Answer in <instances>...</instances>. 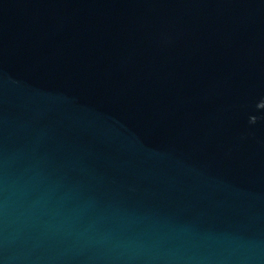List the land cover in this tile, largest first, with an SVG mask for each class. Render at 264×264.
Masks as SVG:
<instances>
[{"label": "water", "instance_id": "water-1", "mask_svg": "<svg viewBox=\"0 0 264 264\" xmlns=\"http://www.w3.org/2000/svg\"><path fill=\"white\" fill-rule=\"evenodd\" d=\"M0 264H264V0H0Z\"/></svg>", "mask_w": 264, "mask_h": 264}]
</instances>
